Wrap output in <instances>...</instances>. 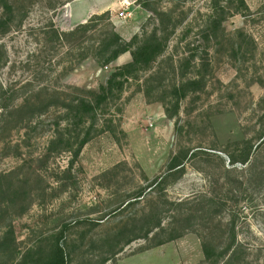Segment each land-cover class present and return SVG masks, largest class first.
Returning <instances> with one entry per match:
<instances>
[{
    "label": "rangeland",
    "instance_id": "1",
    "mask_svg": "<svg viewBox=\"0 0 264 264\" xmlns=\"http://www.w3.org/2000/svg\"><path fill=\"white\" fill-rule=\"evenodd\" d=\"M71 1L0 0V264H42L57 245L65 264H264V0ZM80 2L104 16L55 37L78 24ZM219 8L225 19L208 29ZM113 27L135 37L130 50L149 41L158 54L127 73L120 115L105 114L113 131L74 160L47 150L62 101L127 62L94 55ZM250 144L249 160L231 165L228 153ZM173 155L182 163L169 170ZM203 191L215 213H204ZM155 203L165 234L181 235H142ZM231 227L242 245L227 262ZM204 237L218 255L204 256Z\"/></svg>",
    "mask_w": 264,
    "mask_h": 264
},
{
    "label": "trees",
    "instance_id": "2",
    "mask_svg": "<svg viewBox=\"0 0 264 264\" xmlns=\"http://www.w3.org/2000/svg\"><path fill=\"white\" fill-rule=\"evenodd\" d=\"M227 2H235L234 7H236L237 9H239L240 7H246L244 0H226V3ZM219 9L220 12L218 13V15H210L208 17V29L215 30L219 28L221 26V23L225 19L224 15L228 12H226L223 8ZM104 14L105 12H101L99 14L93 13L85 21L79 22L78 24H76V26L67 31L52 28L53 33L55 37L58 38L64 35H75L78 31H88L89 29L94 27L95 22L101 19ZM2 25L3 21L0 19V31ZM134 38V36L128 40L123 38L113 27L105 33L102 39L99 40V48L94 55L96 57H100L102 62L106 65L107 63L115 59L121 52L130 50ZM158 49L159 48L152 47L151 42L149 41H144L141 44L134 46V49L130 50L132 56L131 60L127 61L123 65L116 66L115 70L109 74L104 83H100L98 85L97 90L84 89V94H76L71 99H69V102L67 104L62 101L61 105H63L66 109L63 122H55L54 134L48 141L47 150H66L72 154V158L74 160L76 159L83 145L94 135L104 130L113 131V128L110 125H112V120L114 119L110 117L107 118L105 114L108 113L107 111L111 109V105H114L115 112L120 115L122 108L118 104V102L115 101L120 98L121 91L127 80V73H130L131 71L136 69L139 62L149 63L158 54ZM188 81L190 83L195 82V80L193 79H188ZM118 121L119 118H117V122ZM263 141L264 137L255 146L256 150L257 148H259V146H261L259 144H261ZM240 142L241 141H233L231 144L236 145ZM251 149L252 144L245 146V148L239 150L234 148L227 155L230 164L233 165L236 161L246 163L250 158V154L252 151ZM256 153L257 151L255 152V154ZM257 159L258 158L254 155L252 160L250 159V161L248 162L246 168H253L255 162L258 161ZM181 163L182 161L178 160L176 155H173L168 162V169L171 170L178 168L177 166H179ZM154 181H157V179H154ZM212 195L213 194H211L210 191H203L200 195L201 197L199 199V203H202V209L206 214L215 213L217 211V208H213L214 205H216V200ZM128 202L129 200H126V204ZM200 207L201 206H199L198 209H200ZM161 211L162 208L159 207L156 203L152 205L150 212H148L147 219L145 220V223L149 227L143 231L142 235H147L156 227H159L160 229V232L158 233L160 235V238H163V240H159V242L169 240L181 235L182 232L178 231L177 229L166 232L167 234H165V229L161 225ZM233 227H231V231L228 236L230 239L229 243L235 242L238 244L236 233ZM134 235H137L136 237H140V234ZM241 245L242 244H238L236 249L234 246L230 254L226 257L227 262L233 261L235 253ZM202 251L206 258H210L213 255H218L220 253H217L215 251V248L205 237L202 239ZM42 264H65L62 248L57 245L56 249L47 256L46 260Z\"/></svg>",
    "mask_w": 264,
    "mask_h": 264
},
{
    "label": "crops",
    "instance_id": "3",
    "mask_svg": "<svg viewBox=\"0 0 264 264\" xmlns=\"http://www.w3.org/2000/svg\"><path fill=\"white\" fill-rule=\"evenodd\" d=\"M79 1H82V0H73V1H71L70 3H68V8L70 9V5L72 3H78ZM82 5H81V2H80V4H78L73 9V13L77 17L76 22L74 24L79 23L81 21H84L87 17H89V15H91L95 11L99 10V7H97V6L94 7V8L92 7L91 9L90 8L84 9V8H82ZM129 58H130V53L129 52H123L119 56H117V58L115 59V61H116L117 64H119L121 62L128 61Z\"/></svg>",
    "mask_w": 264,
    "mask_h": 264
},
{
    "label": "built area",
    "instance_id": "4",
    "mask_svg": "<svg viewBox=\"0 0 264 264\" xmlns=\"http://www.w3.org/2000/svg\"><path fill=\"white\" fill-rule=\"evenodd\" d=\"M121 16H125L124 11L119 12Z\"/></svg>",
    "mask_w": 264,
    "mask_h": 264
}]
</instances>
